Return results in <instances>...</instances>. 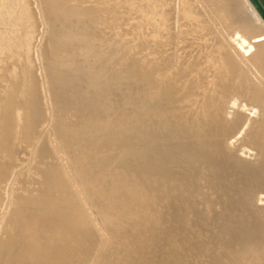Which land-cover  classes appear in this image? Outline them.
<instances>
[{"label": "bare ground", "instance_id": "1", "mask_svg": "<svg viewBox=\"0 0 264 264\" xmlns=\"http://www.w3.org/2000/svg\"><path fill=\"white\" fill-rule=\"evenodd\" d=\"M63 2L45 0V9L68 16L70 7ZM119 5L131 11L132 26L126 21L117 27L131 28L125 34L124 27L118 45L102 40L96 29L89 33L80 27L90 37L77 30L80 39L90 38L88 50L100 46L98 52L113 54L112 64H102L93 75L71 73L66 49L75 44L60 37L51 44L59 54L45 56L50 74L42 69L46 80L36 82L22 60L32 34L19 48L16 38L8 37V44L0 38L5 59L0 61V146L34 145L42 133L36 136L38 119L53 105L60 113L70 106L81 112L68 121L57 115L48 133L43 129L47 139L37 142L40 152L33 154L44 157L34 159L36 164L45 159V165H33L41 175L36 170L40 176L30 188L14 186L23 189L22 197L15 195L17 200L11 187L6 199L0 194V264H264V20L248 0H119ZM26 14L33 17L32 11ZM12 42L18 50L9 55ZM59 66L80 85L68 96L60 91L49 99L43 92L64 76ZM74 126L86 143L79 157L70 147ZM56 147L65 159L54 154L60 152ZM5 170L0 168V182ZM74 170L86 190L96 188L91 195L118 243L114 249L93 237L104 234L95 233L97 222L88 209L73 204L79 197L69 176ZM14 198L21 200L17 208Z\"/></svg>", "mask_w": 264, "mask_h": 264}, {"label": "rangeland", "instance_id": "2", "mask_svg": "<svg viewBox=\"0 0 264 264\" xmlns=\"http://www.w3.org/2000/svg\"><path fill=\"white\" fill-rule=\"evenodd\" d=\"M39 1V2H38ZM64 1V2H63ZM67 1V2H66ZM111 2H109V0H60V2H63V3H65V4H62V5H65V6H67L66 8H72V9H70L69 8V10H68V12H70V13H68V16H65V15H61V14H59V13H57V12H53V13H50V12H48L45 8H46V6H48L46 3H45V0H0V38L3 40H6V41H4L5 43H7L8 44V37L10 38V40L11 41H13V39L14 38H16V45H18L17 47L19 48L20 46L19 45H21L24 41H25V36H27V39H28V37L32 34V39H31V45H30V51L28 52H26V54L23 56V59L22 60H24L25 58H26V60H24L26 63H28V65H30V67H31V76L34 78V80L37 82L38 80H40L41 82H42V80L41 79H45L46 80V77H47V75H46V72H47V74L49 73L50 74V72H49V69H50V66L48 65V61L47 60H49V59H47V57H50V56H53L55 53L57 54L59 51L56 49H54V48H52L53 46L51 45L52 43H54L55 44V42L54 41H58V39H61L60 37H62V38H65L66 40H68L70 37V40L71 41H69L71 44L73 43V44H75L74 46L72 45H70V47L68 48V49H70V48H72V50H68V49H66L67 50V53L69 52V59H71V61H73L72 62V68H71V73H74V74H80V73H84V71H87V72H85V73H88L89 75H93L92 73H93V71H94V74H96V72H98L100 69H101V67L103 66V65H111L112 64V57H113V54L112 53H110V51H104V52H106V53H108V54H106L105 55V53H103V51L101 50V53L100 52H98V50H99V47L100 46H97V47H95V50L93 49H90V50H88L89 49V47H88V39L90 40V35H89V33H91V32H93L95 29L96 30H98V33L99 34H101L100 36H101V38H102V40L104 39V41H105V38L104 37H106V41L105 42H110V41H113L112 43H116L117 45H118V41L116 42V40H119V39H121V38H119V36L121 35V34H124V27H123V29H121V31L119 30L122 26H123V23H124V25L126 24L125 22L126 21H128L127 22V26H132V17L130 18L128 15L129 14H127V13H130V15H131V11L129 12V9L126 7L125 8V6L123 7V6H121V5H119V0H110ZM122 1H125V0H122ZM109 3V4H108ZM38 4V5H37ZM39 5H40V7H39ZM72 6V7H71ZM81 6V7H80ZM98 7V6H101V8H104L103 10L101 9V8H99V9H101V10H98V12L99 11H101L100 13H98L97 12V9L98 8H94V7ZM103 6V7H102ZM120 6H121V8H120ZM41 7H42V9H41ZM80 7V12H79V10H78V12L76 11V8L78 9ZM73 8H74V10H73ZM119 8L121 9V10H119ZM28 9V10H27ZM41 9V10H40ZM95 9V10H94ZM94 10V11H93ZM118 10H119V15L117 14V12H118ZM29 11H32L33 12V14H32V18H29L28 17V15L26 14V13H28ZM41 11H42V13H41ZM82 11V12H81ZM105 11V12H104ZM126 13H125V12ZM41 14H40V13ZM77 12V14H75ZM93 12V13H92ZM95 12H97V13H95ZM120 12H121V14H120ZM123 12H124V14H123ZM88 14V16L90 15V16H93V15H95V14H99V17L95 20L94 18L92 19V17H86L87 16V14ZM51 14V15H50ZM56 14V15H55ZM72 14L74 15V16H72ZM82 16H81V15ZM101 14V15H100ZM105 15L104 17H103V15ZM34 15H35V17H34ZM59 15V16H58ZM69 15H71V16H69ZM78 15H80V16H78ZM114 15V16H113ZM127 15V16H126ZM62 16V17H61ZM76 16V17H75ZM100 16H101V18H100ZM107 16V17H106ZM116 16V17H115ZM120 18H119V17ZM59 17V18H58ZM70 17V19H68ZM79 17V18H78ZM103 17V18H102ZM127 17V18H126ZM41 18V19H40ZM42 18H43V20H42ZM62 18H64V19H62ZM124 18H126L125 20H124ZM13 19V20H12ZM33 19V20H32ZM49 19V20H48ZM58 19V20H57ZM68 19V20H67ZM88 19H89V22H88ZM111 19H112V21H111ZM118 19V20H117ZM127 19H130V20H127ZM25 20H28V31H27V34L25 35L24 33H25V30H27V27H25ZM37 20V21H36ZM54 20V21H53ZM91 20H94L93 22L91 21ZM51 21V22H50ZM61 23H60V22ZM83 21H85L86 22V24H85V22L83 23ZM91 21V22H90ZM123 21V22H122ZM32 22H33V24H32ZM53 22V23H52ZM67 22H69V23H67ZM131 22V23H130ZM56 24V28H54L55 29V32L58 30H60L61 29V27L63 26V25H67L63 30H62V32H61V30L58 32H54L53 30L54 29H52L53 27H54V25ZM59 23L62 25H59ZM88 23H89V25H88ZM92 23H93V25H92ZM97 23V24H96ZM121 23V24H120ZM130 23V24H129ZM32 24V25H31ZM40 24V25H39ZM49 24H51V25H49ZM95 24H96V26H97V28H96V26H95ZM100 24V25H99ZM29 25L30 26H32V29H29ZM57 25L59 26L58 28H57ZM70 25V26H69ZM91 25H92V27H91ZM40 26V27H39ZM50 26V27H49ZM70 28H69V27ZM77 26H78V28H77ZM126 26V27H127ZM15 27L17 28V29H15ZM82 27H88V32H87V30L85 29V28H83V29H81ZM94 27V29H92ZM102 27V29H101V31H100V28ZM119 29H118V28ZM125 27V28H126ZM130 27H127L128 29H125V32H127V33H125V34H128V32L130 31L129 30V28ZM13 28V29H12ZM33 28H35V29H33ZM48 28H50V30L48 29ZM90 28V29H89ZM99 28V29H98ZM118 29V30H116V29ZM10 29L12 30V32H14V33H12L11 31H10ZM37 29V30H36ZM52 29V30H51ZM67 29V30H66ZM74 29V30H73ZM131 29V28H130ZM5 30L6 31H8V33L7 32H5ZM14 30H16V31H14ZM66 30V31H65ZM73 30V31H72ZM81 33V34H83V33H85V34H83V35H87V36H89L88 38H87V40H85L86 38H85V36H83V35H81V38H83V39H80V35H78V34H80L78 31ZM83 32H82V31ZM86 30V31H85ZM127 30H129V31H127ZM20 31V32H19ZM49 31V32H48ZM54 32V33H52V32ZM68 31H69V33H71L72 34V32H74L75 31V33H73V34H75V36H76V38H75V36L74 35H70V34H67L68 33ZM85 31V32H84ZM115 31V32H114ZM123 31V32H122ZM5 32V33H4ZM11 32V33H10ZM46 32H48V36L46 37V35H47V33ZM63 33V34H61V33ZM65 32H67L66 33V35H68V36H65ZM86 32H87V34H86ZM118 32V33H117ZM121 32V33H120ZM10 33V34H9ZM19 33V34H18ZM58 33V34H57ZM60 33V34H59ZM19 36H18V35ZM37 34V36L35 37L34 35H36ZM53 34V35H52ZM103 34V35H102ZM118 35V36H116V35ZM124 34V35H125ZM51 35V36H50ZM62 35V36H61ZM64 35V36H63ZM79 37H78V36ZM114 35V36H113ZM124 35H122V36H124ZM53 36V37H52ZM59 37V38H57V37ZM103 36V37H102ZM117 37V39H116V37ZM19 37V38H18ZM51 37V38H50ZM54 37H56V38H54ZM77 37H78V39H77ZM107 37H109V38H107ZM121 37V36H120ZM13 38V39H12ZM47 38V39H46ZM52 38H54V39H52ZM22 39V40H21ZM107 39H109V40H107ZM128 39V40H127ZM24 40V41H23ZM50 40H51V42H50ZM62 40V39H61ZM64 40V39H63ZM79 40H83V42H81V41H79ZM125 40H126V42L128 43L127 45L129 46L130 45V40H131V37H130V34L127 36V38H125ZM15 41V40H14ZM76 41H78V42H76ZM18 42V43H17ZM13 43V42H12ZM27 43V42H26ZM77 43V44H76ZM78 43L80 44V45H78ZM83 43H85L86 44V46H85V44H83ZM40 44V45H39ZM53 44V45H54ZM81 44H83V45H81ZM116 44H115V46H116ZM126 45V46H127ZM12 46V49H10V50H7L8 51V53H9V55H13V52L12 51H15V50H18V48H16L15 49V47H14V43L11 45ZM11 46H9V45H7V48L8 47H11ZM33 46V47H32ZM81 48H80V47ZM126 46H124V48H125V50H126ZM74 47V48H73ZM36 48H38V49H40V50H37V52L39 53H37L36 52ZM85 48H87V50L89 51V53H88V51L85 49ZM33 49V50H32ZM79 49H80V52H79ZM42 50V51H41ZM53 50H54V52L55 53H53ZM41 51V52H40ZM71 51H73V52H71ZM95 51H97L96 53H95ZM0 52H1V50H0ZM6 52V51H5ZM72 54H71V53ZM34 53V54H33ZM44 53H45V55H44ZM31 55V56H29L28 57V55ZM34 55V57H33V55ZM51 54H53V55H51ZM55 54V55H56ZM59 54V53H58ZM76 54V55H75ZM89 54H91V55H89ZM93 54H95V55H93ZM97 54V55H96ZM100 54V55H99ZM104 54V55H103ZM0 55H1V53H0ZM7 55V54H6ZM8 55V56H9ZM42 55H43V57H42ZM89 55V56H88ZM99 55V56H98ZM2 56V55H1ZM0 56V61H5V59H3L2 57ZM45 56H47V57H45ZM82 56H84V57H82ZM91 56H93V58L91 57ZM96 56L98 57L97 59H96ZM6 57V56H5ZM88 59H87V58ZM2 58V59H1ZM43 58V59H42ZM85 58V59H84ZM39 59H41V61L39 60ZM46 59V60H45ZM16 60H18V61H20L21 62V60L20 59H18V58H14V60L13 61H16ZM89 60V61H88ZM102 62H101V61ZM7 61H10V59H8L7 58ZM43 61H44V63H43ZM45 61H47L46 62V64H45ZM77 61V62H76ZM82 61V62H81ZM87 61V62H86ZM97 61V62H96ZM104 61H106V62H104ZM23 62V61H22ZM77 63L78 65H76L75 66V64L74 63ZM79 62V63H78ZM43 64V66L44 67H42V64ZM89 64V69H87L88 68V64ZM36 64V65H35ZM74 64V65H73ZM103 64V65H102ZM46 65V66H45ZM80 65H81V68H82V70H81V68H80ZM95 67H94V66ZM41 66V67H40ZM85 66H86V69H85ZM101 66V67H100ZM47 67V68H46ZM60 68L62 67L63 69H64V66H59ZM59 67H57V69L59 68ZM75 67V70H77V73H76V71L75 70H73V68ZM100 69H99V68ZM112 66H110V68H111ZM41 68V69H40ZM45 68V71L46 72H44V70H42V69H44ZM61 68V70H58L59 72H61L62 74H63V72H64V76L63 77H59L60 75H62L61 73H59V72H54L55 74L57 73L58 74V77H59V79H60V81L58 82V81H56V83H55V85L54 86H49L48 88L49 89H46L47 91H45V92H43V94H48V95H46L47 97L49 96V97H52V93H54L56 96H54L53 95V97L55 98V97H58L60 94H63V93H65V94H63V97H65V96H68L73 90H77L78 88H79V86L76 88V85H80V84H78V83H75V81H77L75 78H70L69 76H67L66 74L67 73H65V71H63V69ZM65 68H66V66H65ZM80 68V69H79ZM84 68V69H83ZM97 68V69H96ZM48 69V70H47ZM42 70V71H41ZM84 70V71H83ZM91 71V72H89V71ZM95 70H97L96 72H95ZM40 71L41 72H43V76L41 75V73H40ZM67 71V70H66ZM74 71V72H73ZM81 71V72H80ZM83 71V72H82ZM42 77V78H41ZM44 77V78H43ZM65 77H66V79H65ZM69 78V80H67ZM62 79V80H61ZM44 81V80H43ZM67 81V82H66ZM68 81H71V82H69V84H68ZM63 82H65V84L67 83V85H66V87H65V84L63 83ZM42 83H44V82H42ZM59 83V84H58ZM61 83V84H60ZM73 83H74V85H73ZM58 84V85H57ZM62 85H64V86H62ZM71 87H70V86ZM46 86V85H45ZM59 86V87H58ZM62 86V87H61ZM74 86V87H73ZM69 88V90H68V88ZM47 88V87H46ZM57 88H59L58 90H56ZM67 88V89H66ZM75 88V89H74ZM52 89V91L50 92V90ZM63 89H64V91L65 90H67V91H63ZM72 90V91H71ZM60 91H62V92H60ZM95 91H97V92H100L101 90H99V86L97 87V89H95ZM58 92H60V93H58ZM51 93V94H50ZM68 95H67V94ZM58 95V96H57ZM45 96V97H46ZM90 96L91 95H89V94H87L86 93V95H85V98H90ZM48 97V98H49ZM53 97L52 98H49V99H53ZM43 102H41V106H42V109L43 110H46V109H44L45 108V105L44 104H42ZM52 104H53V102H52ZM54 106V105H53ZM51 107L50 108V111L51 112H49V110H46L45 111V114L44 115H46V116H42L40 119H38V120H40V121H38L37 123H38V125H36V136L37 135H40L39 133L40 132H42L41 133V135H43V136H41L40 135V137L39 138H43L42 140L41 139H39L38 137V140H37V138H36V140L37 141H33V143H35L34 145L33 144H31V143H28L27 141H26V145H23V146H21V145H15V146H13L12 147V149H11V145H10V147L8 146V145H3V146H0V160L1 159H3L2 161H0L1 162V164L3 165V166H5V163H7L6 164V166H5V168L6 167H10L9 169H10V171H7L8 173H6V170H5V168L2 166V165H0V168L1 169H4L5 170V172H3V173H5V175H2V177L4 176L5 177V179H3V181H1L0 182V187L2 188V187H4V186H2V185H4V184H6L5 185V187L4 188H0V194H1V197H3L4 198V196H5V198L4 199H6V196H7V190H8V188L7 187H11V190H12V192L14 193V196L15 195H19V196H21L22 197V195H23V189H25V188H30L29 186V184H31L32 182H33V179H34V177H37V178H39V176L41 175V172H39V170H37V167L39 168V167H41L43 164L45 165V159H44V161L42 162V164L40 163V165H39V162H40V159L41 158H44V157H39V158H37V156H35V154H36V152H38L39 150H40V144L42 143L41 141H43V140H45V139H47V136L46 135H44L48 130H49V128L52 126V124L53 123H55L56 121H57V119H58V117H61V118H64V120L66 119H68V120H72L75 116H79L80 115V109L78 108V106H70V107H68L69 109H67L66 111H64V112H58L57 110H54V107ZM53 110V111H52ZM71 110V111H70ZM50 113V115H49V113ZM55 112V113H54ZM53 114V115H52ZM60 114V115H59ZM49 115V116H48ZM58 115V117H56ZM48 116V117H47ZM53 116H54V118L56 119H54L53 120ZM52 119H51V118ZM108 117H109V115H107V116H105V119L107 120L108 119ZM44 119V120H43ZM48 119V120H47ZM67 120V121H68ZM41 121H44L43 123L41 122ZM46 121H48L47 122V125H46ZM54 121V122H53ZM41 123V124H40ZM49 123V124H48ZM38 126H40V127H38ZM45 126H47L46 127V129L45 128H43V127H45ZM38 127V128H37ZM75 127H77V126H74L73 128H71L69 131L72 133V135H74V139H72V144H70V147L72 148V149H75V147H76V153H73V154H76V156L77 157H79L80 156V154H79V152L78 151H81V150H83L84 149V146H85V142L84 141H80V135H81V131H75ZM47 128H48V130H47ZM42 131H41V130ZM43 129H44V132H43ZM46 130V131H45ZM44 133V134H43ZM48 133V132H47ZM77 133H79V134H77ZM46 137V138H45ZM78 137V138H77ZM35 140V139H34ZM40 140V141H39ZM39 143V145L37 146V144ZM45 143V142H44ZM43 144V143H42ZM41 144V145H42ZM79 144V146H77ZM29 145H32V146H34L33 148H31V147H28ZM36 146H37V148H36ZM6 147H8L7 149H6ZM23 147V148H22ZM25 147H27V149H25ZM79 147V148H78ZM5 148V149H4ZM39 148V149H38ZM57 148H59V147H56V149ZM11 151V152H9V150ZM15 149H16V152H15ZM24 149V150H23ZM32 149V150H31ZM55 149V150H56ZM6 150H8V155H7V151ZM14 150V151H13ZM31 150V151H30ZM38 150V151H37ZM58 150V149H57ZM57 150L56 151H54L55 153L54 154H56L57 153V155H58V158L60 159H65V156H64V154L62 153L63 151H62V149L61 148H59V151L60 152H57ZM13 151V152H12ZM40 152V151H39ZM5 153V154H4ZM11 153V155H9ZM12 153H13V155H12ZM33 153H35V154H33ZM17 154V155H16ZM31 154V155H30ZM39 154V153H38ZM64 157H63V156ZM3 156V157H2ZM9 156H11V158L9 157ZM32 157H35V158H32ZM37 160L38 159V161L39 162H37V164H36V161L35 160ZM60 159V160H61ZM67 159V158H66ZM43 160V159H42ZM41 160V161H42ZM68 160V159H67ZM70 162H71V164L73 165V159L70 157ZM68 160V161H69ZM29 161H30V163H29ZM34 161H35V163H34ZM25 163V164H24ZM36 164V165H35ZM15 165H17V166H15ZM20 165V167L18 168V166ZM21 165H25V166H21ZM29 165H31V166H29ZM33 165H35V166H37L36 168H35V166H33ZM13 168H12V167ZM29 166V167H28ZM3 167V168H2ZM24 167V168H23ZM30 167L32 168L31 170H30ZM28 168H29V170H28ZM33 168H35V169H33ZM12 169V170H11ZM17 169H19L18 171H17ZM22 169V170H21ZM25 170V171H24ZM28 170V171H27ZM36 170L39 172V174H37V172H36ZM16 171V172H15ZM25 172H27V174L25 173V175H24V173ZM35 171V172H34ZM9 172H10V175L8 176V174H9ZM15 172V173H14ZM22 172V173H21ZM30 172H32V174L29 173ZM72 173H69V176L71 175V177L73 178L72 179V184H73V186H74V188H76L77 186V190H79V191H77V194L79 195V197L78 196H75L74 198L76 199V201H75V199H74V205H76V203H77V205L82 209V210H87V213H88V211L90 212V214L88 213V215H89V217L91 218V220L94 222V224L96 223V226H97V229H96V231H95V233L96 232H99L101 235L102 234H104L105 235V237H104V235H102L100 238H99V234H97L98 235V237H95L96 236V234H94V238H98V239H101V241H102V239L104 240V242L105 243H107V244H105V246H106V248L109 250V249H111V248H115V247H117V245H118V243L116 242L115 243V239H114V237L110 234L109 235V232H108V227H107V225H106V223L105 222H103V219L101 218V213H100V210H99V206L98 205H96L95 203H94V197H92V195H91V193H92V191L93 190H95L96 188L95 187H91L90 189H88V190H86V188H84L83 186H82V184H81V180H80V178H79V175H78V173H77V171H71ZM6 174H7V177H9V178H7L6 179ZM16 174L18 175V180H20V182L19 181H17L16 182V180H17V176H16ZM13 175V176H12ZM15 175V176H14ZM20 175V176H19ZM22 175V176H21ZM31 175L33 176L32 178H31ZM76 177H75V176ZM27 176V177H26ZM29 176V177H28ZM3 177V178H4ZM25 177H26V179H25ZM71 177H70V180H71ZM23 178V181L21 180ZM11 179V180H10ZM13 179V180H12ZM24 179H25V181H24ZM1 180H2V178H1ZM11 181H13V183L11 182ZM25 182L26 184L25 185H23V183L22 182ZM30 181H31V183H30ZM6 182V183H5ZM73 182H75V183H73ZM12 183V184H11ZM9 184V185H8ZM78 184V185H77ZM22 185V186H21ZM80 185V186H79ZM16 186H18V187H24L23 189H21V188H18L17 190H18V193H20V194H17V190H16V188L15 187ZM13 187H14V189H13ZM19 189H20V191H19ZM14 190V191H13ZM16 190V191H15ZM3 191H4V193H3ZM22 191V192H21ZM2 193H3V195H2ZM15 197H17V200H18V196H15ZM21 197H20V199H21ZM79 199H78V198ZM82 197H84V200H86L85 202L83 201V199H82ZM2 199V198H1ZM4 199H2V202L4 201ZM77 199H78V201H77ZM83 202H82V201ZM13 201H14V207L15 208H17L18 206H19V204L21 203V202H19V201H21V200H19V201H17L16 202V198H14L13 199ZM15 202H16V204H15ZM85 203V204H84ZM76 205V206H77ZM89 205V206H88ZM10 206V200H9V202H8V204H7V208ZM83 207H85V208H83ZM91 207V208H90ZM92 209V210H91ZM129 218L127 217V220H128ZM103 227V228H102ZM102 229V230H101ZM106 231H105V230ZM99 230H101L103 233H101ZM108 232V233H107ZM109 236V237H108ZM107 238H109V239H107ZM111 242H113V243H111ZM87 262H89V261H87ZM87 264H91V263H87Z\"/></svg>", "mask_w": 264, "mask_h": 264}, {"label": "water", "instance_id": "3", "mask_svg": "<svg viewBox=\"0 0 264 264\" xmlns=\"http://www.w3.org/2000/svg\"><path fill=\"white\" fill-rule=\"evenodd\" d=\"M258 15L264 20V0H248Z\"/></svg>", "mask_w": 264, "mask_h": 264}]
</instances>
